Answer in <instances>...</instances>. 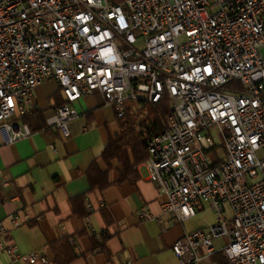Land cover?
<instances>
[{
    "label": "built area",
    "instance_id": "obj_1",
    "mask_svg": "<svg viewBox=\"0 0 264 264\" xmlns=\"http://www.w3.org/2000/svg\"><path fill=\"white\" fill-rule=\"evenodd\" d=\"M48 80L64 100L48 127L70 138L75 104L100 94L117 118L135 116L162 216L184 224L204 204L216 214L173 244L178 264H203L219 239L229 264H264V0H0L9 143L32 135L15 120L35 110L34 91ZM165 96L167 128L154 133L147 106ZM138 217L164 228L146 208ZM5 233L0 221V251L13 261L49 264L5 244Z\"/></svg>",
    "mask_w": 264,
    "mask_h": 264
},
{
    "label": "crops",
    "instance_id": "obj_2",
    "mask_svg": "<svg viewBox=\"0 0 264 264\" xmlns=\"http://www.w3.org/2000/svg\"><path fill=\"white\" fill-rule=\"evenodd\" d=\"M33 100L38 114L15 120L16 129L27 125L32 130L30 137L9 143L8 134L0 132L4 243L16 244L23 254H42L49 264H61L72 255L75 258L66 264H178L173 244L189 232L187 223L209 206L204 204L195 218L178 224L162 216L164 197L150 181L145 162L127 174L129 180L121 181L123 165L114 159L109 167L101 159L109 139L120 133V123L100 94L75 104L80 116L70 122L68 139L47 126L62 100L57 82L40 84ZM93 163L106 173L104 189L90 187L87 171ZM142 208L162 217L164 228L154 219L140 220ZM200 228L206 227L193 230ZM225 243L216 240V253L203 264H229L222 252ZM0 264L28 263L13 261L2 250Z\"/></svg>",
    "mask_w": 264,
    "mask_h": 264
},
{
    "label": "trees",
    "instance_id": "obj_3",
    "mask_svg": "<svg viewBox=\"0 0 264 264\" xmlns=\"http://www.w3.org/2000/svg\"><path fill=\"white\" fill-rule=\"evenodd\" d=\"M59 95H61V104L64 103L61 90L59 89ZM59 105V106H60ZM58 106V107H59ZM150 112V120L153 122V132L160 133L167 128V119L170 114L171 104L167 96L164 97L163 101L156 105L147 106ZM35 110L29 112L25 118L30 117V115H37L38 112ZM38 119L43 120L38 115ZM120 123V133L115 137H111L101 153V159L111 167V161L117 159L124 167L122 180H129L127 176L128 173L134 171V167L143 164L148 158V150L145 140H143V135L139 134L135 130V116L128 113L124 118H118ZM133 162L131 164V156ZM90 180L91 189L99 188L104 189L106 183L105 181L106 173L102 172L96 163H93L87 171ZM76 199H81L78 197ZM76 202V200H74ZM106 240L107 237L103 236ZM75 258V255L70 256L65 262L61 264H66V262L71 261ZM60 262V261H59ZM58 262V263H59Z\"/></svg>",
    "mask_w": 264,
    "mask_h": 264
},
{
    "label": "rangeland",
    "instance_id": "obj_4",
    "mask_svg": "<svg viewBox=\"0 0 264 264\" xmlns=\"http://www.w3.org/2000/svg\"><path fill=\"white\" fill-rule=\"evenodd\" d=\"M37 88L35 90H37ZM140 116L138 117L140 118ZM217 152L220 156L224 157V150L221 147L218 148ZM216 221H217L216 214L209 207H206V210L204 212L199 213L197 218L187 223V227L189 231H193L195 227L198 226L208 227L214 225ZM217 243H219V241Z\"/></svg>",
    "mask_w": 264,
    "mask_h": 264
}]
</instances>
